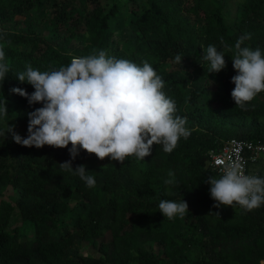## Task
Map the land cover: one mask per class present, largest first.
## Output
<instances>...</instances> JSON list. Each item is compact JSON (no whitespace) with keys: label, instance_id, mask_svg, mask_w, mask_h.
I'll return each mask as SVG.
<instances>
[{"label":"trees","instance_id":"1","mask_svg":"<svg viewBox=\"0 0 264 264\" xmlns=\"http://www.w3.org/2000/svg\"><path fill=\"white\" fill-rule=\"evenodd\" d=\"M245 35L251 39L241 46L264 57V0H0V48L10 69L0 80L7 108L0 114V264H264V204L215 208L207 183L220 178L209 161L224 142L264 143V92L244 109L231 96L235 44ZM209 45L225 56L220 73H209L203 59ZM100 51L148 62L191 135L171 153L153 145L150 156L123 165L79 149L73 170L86 166L96 180L89 188L59 165L71 159V144L26 148L7 128L26 138L28 113L43 106L11 92H34L17 73L29 65L59 70ZM251 170L264 178V160ZM169 171L174 185L165 184ZM9 189L15 201L6 198ZM161 200H184L189 212L169 220Z\"/></svg>","mask_w":264,"mask_h":264},{"label":"clouds","instance_id":"2","mask_svg":"<svg viewBox=\"0 0 264 264\" xmlns=\"http://www.w3.org/2000/svg\"><path fill=\"white\" fill-rule=\"evenodd\" d=\"M250 35L240 37L235 44L232 64L237 75L231 96L236 106L244 109L259 93L264 92V57L260 49L242 47ZM223 43V41H222ZM204 60L210 63L209 73H220L226 68L223 52L209 45ZM5 52L0 48V80L10 71ZM174 63L181 64V56ZM16 79L30 84L34 92L22 88L11 92L27 99L30 106L42 104L28 113L27 137L15 131V125L7 128L16 144L26 148H43L45 145L64 149L69 144L70 160L60 165L63 171L74 173L92 188L96 180L87 174L86 166L73 162L79 149L94 154L99 160L110 158L121 165L126 158L145 159L152 153L153 145H162L165 153H171L181 137L191 135L186 118L174 117L176 106L162 89L164 82L154 68L144 62L142 66L127 60L108 57L104 51L98 55L74 57L59 70L40 72L30 65ZM0 114H7L6 101L0 104ZM220 178L208 177L210 196L216 202L213 207L239 205L252 211L264 204V178L245 175L240 163L223 165ZM166 185L176 183L174 173L168 172ZM160 212L169 220L184 217L188 204L161 200ZM217 215H219L217 213Z\"/></svg>","mask_w":264,"mask_h":264},{"label":"built area","instance_id":"3","mask_svg":"<svg viewBox=\"0 0 264 264\" xmlns=\"http://www.w3.org/2000/svg\"><path fill=\"white\" fill-rule=\"evenodd\" d=\"M223 144L220 150L210 153L209 167L218 177L223 174V165L230 163H240L245 175H258L257 172L252 173L251 166L264 160V143L231 139Z\"/></svg>","mask_w":264,"mask_h":264},{"label":"rangeland","instance_id":"4","mask_svg":"<svg viewBox=\"0 0 264 264\" xmlns=\"http://www.w3.org/2000/svg\"><path fill=\"white\" fill-rule=\"evenodd\" d=\"M23 20V19H25V18H21V17H17V20ZM6 198L8 199V200H10V201H15L16 199H17V195L13 192V190L12 189H9L7 192H6ZM158 249V248H157ZM87 251V252H86ZM85 252L86 253H90V254H92V255H95L94 253V251L93 250H91V248L89 247V246H86L85 247ZM97 256H99L98 254H97Z\"/></svg>","mask_w":264,"mask_h":264}]
</instances>
